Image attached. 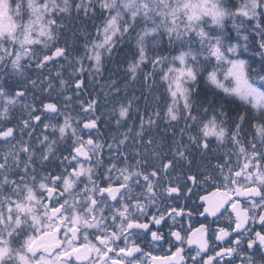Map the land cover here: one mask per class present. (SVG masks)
<instances>
[{
  "label": "snow or ice",
  "instance_id": "snow-or-ice-1",
  "mask_svg": "<svg viewBox=\"0 0 264 264\" xmlns=\"http://www.w3.org/2000/svg\"><path fill=\"white\" fill-rule=\"evenodd\" d=\"M0 264H264V0H0Z\"/></svg>",
  "mask_w": 264,
  "mask_h": 264
}]
</instances>
